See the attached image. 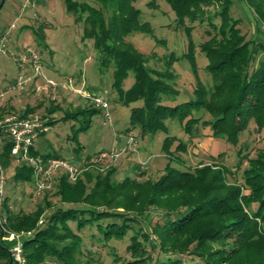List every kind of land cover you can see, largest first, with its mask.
<instances>
[{
	"label": "trees",
	"instance_id": "trees-1",
	"mask_svg": "<svg viewBox=\"0 0 264 264\" xmlns=\"http://www.w3.org/2000/svg\"><path fill=\"white\" fill-rule=\"evenodd\" d=\"M136 1L65 0V4L76 21L83 22V39L94 41L101 71L113 70L118 102L125 106L142 102L131 108L132 129L138 128L143 138L167 134L162 150L170 162L165 173L156 181L132 177L118 181V169L104 172L95 166V173L87 170L75 183L64 176L55 194L62 204L71 207L54 210L45 198L31 213H14L5 198L0 264H44L48 258L60 264H95L94 259L84 257L82 249L81 232L89 227L95 228L94 238L99 242L123 241L130 235V258L113 250L110 264H197L185 261L187 255L197 259L198 264H264V150L254 158L244 155L240 160L237 169L243 160L248 162L242 185L229 183L232 171L227 167L208 164L182 170L171 166L175 152H187V140L206 135L205 129L214 138L225 137L236 146L252 122L258 131L264 130V41L247 39L242 33L241 20L232 14L235 0H167L176 15V29L187 33L189 51L183 57L191 61L196 75L195 97L179 103L175 100L178 91L174 88L173 65L180 58L172 53L164 70L152 68L151 56L138 51L128 40L134 32L153 33L150 23L141 20ZM245 1L256 27L263 28L264 0ZM196 25L211 28L206 30L210 39L200 45L209 60L206 71L212 78L211 89L199 77L195 63L192 33ZM35 35L39 42L45 39L41 28L35 30ZM131 73L134 84L125 90L124 83ZM55 104L45 108L48 125L54 123L52 116L60 110ZM42 106H29L21 115L35 113ZM99 112L95 106L79 107L65 111L62 119L76 122L73 129L78 133L88 130L91 117ZM201 112L211 118L204 120L197 115ZM169 120L180 123L186 139L169 135ZM11 150L12 144L6 141L0 152L3 169L13 163ZM75 150L78 155L80 150ZM31 153L58 158L41 153L35 146ZM238 155L242 156L241 150ZM32 174L31 168L17 165L13 179L29 184ZM22 232L31 235L23 239L20 263L13 257L15 242L4 238ZM147 243L160 250L159 257H152Z\"/></svg>",
	"mask_w": 264,
	"mask_h": 264
},
{
	"label": "rangeland",
	"instance_id": "rangeland-1",
	"mask_svg": "<svg viewBox=\"0 0 264 264\" xmlns=\"http://www.w3.org/2000/svg\"><path fill=\"white\" fill-rule=\"evenodd\" d=\"M152 2L154 5H150ZM135 5L141 11V20L150 23L153 33L134 32L128 36V40L138 51L151 56L149 66L152 68L164 70L165 61L170 54L179 57L180 60L173 65L176 74L174 88L178 91L175 100L181 103L194 98L196 75L191 61L183 57L189 51V39L184 30L176 29V15L170 4L167 0H137ZM232 14L241 20L240 27L247 39L264 41V26L261 29L256 27V20L245 0H235ZM13 24H16L17 28L3 42L1 37ZM39 28L45 36L41 42L35 35V30ZM207 29L211 30L208 25H196L192 39L195 43L194 57L199 69V77L211 89L212 78L206 71L209 60L200 49V45L210 39L206 33ZM83 30V22H77L75 16L67 11L65 0L5 1L0 11V92L6 94L3 99L0 98V115L22 114L28 105L35 107L40 103H43V108L35 113L44 115L45 108L51 105L52 102L45 95H34L31 92L33 83L28 84L26 90L20 88L9 90L19 76L34 75L32 65L30 63L22 65L21 60L28 50H35L43 60L44 75L59 83L58 100L55 105L60 106V110L52 116L55 121L49 125V132L35 141V148L41 153L58 156L59 159L70 158L76 162L82 159L88 160L95 154L121 152L115 161H106V163L103 161L99 167L107 168L105 171L111 168L118 169L116 174L118 181L126 177L138 178L141 181H156L165 173V168L170 162L169 157L162 150L167 134L158 133L143 138L138 128L132 129L131 108L141 106L142 102L130 106L118 102L113 88V70L104 73L101 71L94 41L83 39ZM43 82L41 77L36 81V85ZM133 84L134 75L131 73L124 83V89H130ZM78 90H82L85 96L79 94ZM86 94L91 98H102L109 104V108H99L100 112L91 117L90 128L76 133L73 129L76 122L62 118L67 110L94 106L93 101ZM169 103L174 102L169 101ZM106 113L111 115L109 120L106 118ZM202 113L197 115H202L204 120L211 118L208 113ZM167 124L169 135L186 139L185 132L177 120H169ZM204 132L206 135L200 138L187 140V152H175L176 160L171 166L182 170L186 168L193 170L200 166L215 164L232 171L228 176L229 183L244 184L243 173L248 167V162L243 160L240 169H237V166L244 155L254 158L264 150V130L258 131L256 124L252 122L249 130L241 134L238 146L227 142L225 137L214 138L209 129H205ZM75 135L76 139H74ZM131 138L134 139L132 144ZM177 145L178 142L173 145L172 151H175ZM76 148L80 150L78 155ZM239 150L242 151V156L238 155ZM14 164L4 169L7 177L4 199H8V206L12 212L31 213L43 203L45 198L53 204L52 210L59 206L71 207L69 204H62L56 196L57 183L46 194L37 195L33 193V182L29 184L15 182ZM88 171L95 173L94 167ZM0 211V223H4L6 212L3 206ZM153 219H157L155 215ZM71 226L76 231V225L72 223ZM95 233V228L91 227L81 232L85 258L94 259L95 264H110L113 261L111 255L113 250L123 258H130L127 252L130 235L123 241L113 239L105 243L96 240ZM151 236L155 241L156 238ZM145 246L152 257L160 256L158 248L154 249L149 243ZM183 259L198 264V260L192 255L184 256ZM44 264L60 263L56 259L48 258Z\"/></svg>",
	"mask_w": 264,
	"mask_h": 264
},
{
	"label": "built area",
	"instance_id": "built-area-1",
	"mask_svg": "<svg viewBox=\"0 0 264 264\" xmlns=\"http://www.w3.org/2000/svg\"><path fill=\"white\" fill-rule=\"evenodd\" d=\"M16 28V24L9 27L7 33L1 37V40L4 42ZM28 63L32 65L34 75H28L27 77L19 76L14 85L9 87V90H15L17 88L26 90V86L33 83L31 92L34 95H45L51 102L56 103L58 100L59 83L44 75V63L40 54L35 50H28L26 55L22 58L21 64L26 65ZM41 77L44 80L43 84L36 85V81ZM77 92L83 94L82 90H78ZM5 94V92H0V98L3 99ZM83 96H85V94H83ZM86 96L91 98L88 94H86ZM91 100L95 107L103 109L109 108V104L102 98L93 97ZM106 118L109 120L111 115L106 113ZM48 122L49 118L41 113H30L27 115L12 113L0 118V152L6 141L12 144L11 157L12 162L15 163L14 167L24 164L32 169L33 193L37 195L46 194V192L52 190L54 184H58L61 177L65 176L71 183H75L82 177L84 172L91 167H99V164L103 163V161L104 163H106V161L113 162V160L115 161L121 155V152L117 153L113 151L108 154H95L90 157L91 159H82L79 162L70 158H43L39 155H33L31 151L35 146V141L42 134H46L50 130ZM130 142L132 144L134 139L131 138ZM100 169L101 171H105L107 168L100 167ZM6 183L7 177L0 164V209L5 200ZM40 223H42V221H40ZM30 235L31 232L9 233L4 238L5 240L15 242L12 249L13 257L20 263L23 262V239Z\"/></svg>",
	"mask_w": 264,
	"mask_h": 264
},
{
	"label": "water",
	"instance_id": "water-1",
	"mask_svg": "<svg viewBox=\"0 0 264 264\" xmlns=\"http://www.w3.org/2000/svg\"><path fill=\"white\" fill-rule=\"evenodd\" d=\"M5 1H6V0H0V11H1V9H2L4 3H5Z\"/></svg>",
	"mask_w": 264,
	"mask_h": 264
},
{
	"label": "crops",
	"instance_id": "crops-1",
	"mask_svg": "<svg viewBox=\"0 0 264 264\" xmlns=\"http://www.w3.org/2000/svg\"><path fill=\"white\" fill-rule=\"evenodd\" d=\"M32 106H33V105H32ZM32 106H31V107H32ZM27 107H29V105H28Z\"/></svg>",
	"mask_w": 264,
	"mask_h": 264
}]
</instances>
